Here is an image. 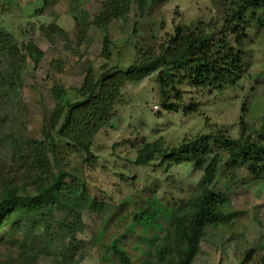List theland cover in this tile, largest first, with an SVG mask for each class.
Returning a JSON list of instances; mask_svg holds the SVG:
<instances>
[{"label":"rangeland","instance_id":"obj_1","mask_svg":"<svg viewBox=\"0 0 264 264\" xmlns=\"http://www.w3.org/2000/svg\"><path fill=\"white\" fill-rule=\"evenodd\" d=\"M137 1L119 0L125 14L96 29L91 23L108 0H0V31L8 34L18 55L14 61L0 50V77L11 74L15 62L18 67L14 79L0 80V177L13 179L25 172L26 165L18 163L35 150L84 202L79 210L57 209L46 220L36 215L33 225L20 220L19 229L0 233V264H24L25 255L34 264H118L116 251L126 253L131 264H170L178 245L166 237V213L199 194L200 171L190 164L135 166L137 151L157 140L171 148L201 135L235 141L240 123L250 139L261 134L264 29L251 25L235 44L233 36L222 34L221 0H142V15ZM76 20L85 25L80 35ZM178 27L201 32L210 43L224 38L237 49L243 58L237 84L221 92L176 84L166 98L177 109L170 112L161 107L156 71L119 88V99L90 138L88 153L60 137L69 106L80 101L76 91L88 67L96 79L108 70L124 71L139 58L137 51L156 55ZM104 38L108 58L102 55ZM28 44L40 51L37 62L27 55ZM46 130L55 154L45 144L27 147L43 143ZM213 150L219 166L212 191L224 197L220 210L227 220L204 228L191 264H260L264 177L255 180L243 168H225L226 155ZM18 182L23 193L35 195L31 185ZM94 202L101 205L98 211L92 209ZM140 212L151 217V225L134 224ZM43 221L47 232L34 226Z\"/></svg>","mask_w":264,"mask_h":264},{"label":"trees","instance_id":"obj_2","mask_svg":"<svg viewBox=\"0 0 264 264\" xmlns=\"http://www.w3.org/2000/svg\"><path fill=\"white\" fill-rule=\"evenodd\" d=\"M47 1V0H44ZM222 2V34H230L238 44L241 35L251 27L264 29V0H221ZM119 0H108L102 5L101 12L95 17L91 25L96 29L105 28L111 20L121 18L125 8L119 5ZM144 2L137 1V10L142 15ZM84 18V17H83ZM76 28L85 30L83 22L76 20ZM109 42L102 39V55L108 58L107 47ZM0 50L11 54L13 60H18L16 50L9 43L8 34L0 31ZM27 55L37 62L40 51L33 45L26 46ZM139 58L134 60L124 71L109 70L96 79L93 70L88 67L81 87L76 91L80 101L69 106V111L58 130L60 137L77 146L83 153L89 151V140L95 132L108 120L111 108L119 99V88L126 82L133 83L142 80L151 73L158 71L161 107L164 111L176 112L173 105L166 103L169 90L176 84L188 83L192 88L221 92L234 86L243 74L242 54L226 45L225 39L216 43L208 42V37L201 32L190 31L187 28H175L160 46L156 55L137 51ZM16 64V62L14 63ZM10 67L11 74H5L0 80L14 79L17 65ZM17 69L14 71V69ZM193 112V109L190 110ZM238 138L234 141L227 137L201 135L194 139L183 141L176 147L163 148L160 141L143 145L134 160L135 166H149L169 168L171 165L190 164L194 170L200 171L197 184L199 194L174 211L166 213V237L173 244L178 245L177 252L170 264H191L198 252L202 241L204 228L208 225L223 224L227 215L220 210L226 201L212 191V182L219 166L218 154L213 149L224 152L225 168H243L252 179L264 177V124L261 134L256 139L244 135L242 123ZM44 134L43 143H28V146H43L49 153L55 154L54 140ZM44 148V147H43ZM26 157H28L26 159ZM18 163L25 164V172L13 179L0 177V233L7 229H19V222L23 220L27 226L33 225V217H44L57 209L68 211L79 210L84 202L78 199L72 187H68L58 171L51 172L45 156L40 152L31 151ZM22 158V157H20ZM15 174V173H13ZM232 176V175H231ZM232 178V177H231ZM19 181V182H18ZM29 184L35 190L34 196H29L20 190V185ZM84 201V200H83ZM101 206L94 202L92 209L98 211ZM151 217L140 212L134 217V224L144 227L151 225ZM132 225L134 227L135 225ZM35 228L48 226L45 221ZM65 227V224H64ZM32 228V227H31ZM27 228L28 231L32 230ZM66 228V227H65ZM47 232V231H46ZM245 255V260L249 257ZM118 264H131L129 257L122 251H116ZM24 264H34L35 259L25 255ZM240 264H244V261ZM264 264V255L260 259Z\"/></svg>","mask_w":264,"mask_h":264}]
</instances>
